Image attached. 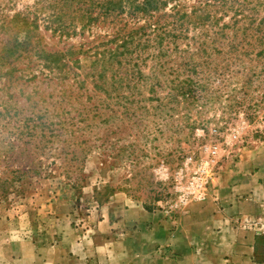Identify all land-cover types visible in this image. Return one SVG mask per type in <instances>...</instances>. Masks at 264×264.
Segmentation results:
<instances>
[{"label": "rangeland", "instance_id": "374dc122", "mask_svg": "<svg viewBox=\"0 0 264 264\" xmlns=\"http://www.w3.org/2000/svg\"><path fill=\"white\" fill-rule=\"evenodd\" d=\"M163 1L61 37L44 3L0 0V264H264V0ZM176 5L213 18L173 26ZM19 14L38 27L12 50ZM149 19L179 37L129 65L133 95L88 54L39 55Z\"/></svg>", "mask_w": 264, "mask_h": 264}, {"label": "trees", "instance_id": "16d2710c", "mask_svg": "<svg viewBox=\"0 0 264 264\" xmlns=\"http://www.w3.org/2000/svg\"><path fill=\"white\" fill-rule=\"evenodd\" d=\"M215 3H228V0H214ZM236 1V0H234ZM37 3H44L43 7H47L52 9V14L48 17L43 18L46 21V27H52L54 33L59 34L61 37H70L76 35L77 28L81 29V33L83 34L86 29H91L95 22L99 20L106 21L113 16L117 20H122L123 13L126 12L127 15L136 17L139 12H142L144 16L152 17L153 14L151 10H158L161 4H166V1L163 0H38ZM214 5L213 2H206L205 6ZM206 8L202 6L198 8L195 6L192 10L191 14L187 13L182 6L176 5L174 7V13L170 16L173 17L172 25L176 24L182 26L185 21H189L197 26L204 25L206 27L207 21L211 18V14L205 11ZM68 17L66 20L65 17ZM169 17V15H168ZM38 16L36 15L33 19L26 15L21 17L19 14L16 17V20L21 22L22 30L25 32L24 38L22 40H16L14 46L11 47H23L27 49V46L30 45L32 37L30 33H32L33 29L38 27L37 22ZM216 22H218V18H215ZM235 21H238L237 19ZM149 19L148 25H138L132 26L129 25V21L123 24V26H118L116 30H114L113 35L110 32L106 31V34L96 36L92 38V40L86 46V49L81 46V48L75 49L72 46L68 47L66 50H61L59 52L47 53L44 50H41L39 53L40 57L45 58L47 61V67L53 69L61 68L62 66L66 67L73 60V57L77 53H85L88 54V57H93V65L97 64L101 66V70L98 73V78L105 77V71L109 68L113 70V87L117 90L127 88L130 95H133L131 92L132 88H135V83L133 87L131 83H133L134 79H136L140 71L136 70V68H130L129 65L133 63V66L139 65V62L135 63V60L138 61L142 58V53L147 48H152L153 45H162L164 40L168 37L172 39H177L179 35H176V30L179 27H173L168 29L167 26L164 27L165 24H158L153 28V23ZM157 23H159L156 20ZM206 22V23H205ZM137 25V24H136ZM32 28L30 29V27ZM230 24L224 25V27H229ZM151 28V31L147 29ZM259 30H256V34ZM225 35H228L224 28H220L219 31H213L211 36H214V40L218 41L220 38H224ZM249 34L246 33V36ZM220 37V38H219ZM228 37V36H226ZM258 39V38H257ZM115 43V47L109 46L111 43ZM242 42V41H240ZM233 45V44H232ZM231 45V46H232ZM100 47H103L100 49ZM237 49L236 45L232 46ZM8 52H11V50ZM156 57L164 56L165 53H162V50L157 52ZM263 53V52H261ZM93 55V56H91ZM152 57V56H151ZM155 57V56H153ZM73 64H77L79 59L76 61H72ZM117 66V67H115ZM115 67V68H114ZM122 69H125L122 71ZM97 75V74H96ZM139 78V77H138ZM104 85V82L98 81L95 84V87H100V85ZM132 87V88H131ZM120 88V89H119ZM181 93L184 94V97L188 99V97H195V89L191 86H180ZM125 90V89H124ZM124 92H118L116 97H121L124 99H129L130 95H123ZM256 254L257 246H256Z\"/></svg>", "mask_w": 264, "mask_h": 264}, {"label": "crops", "instance_id": "0c3cea01", "mask_svg": "<svg viewBox=\"0 0 264 264\" xmlns=\"http://www.w3.org/2000/svg\"><path fill=\"white\" fill-rule=\"evenodd\" d=\"M145 217L153 218V214H150V212H148V213L145 214Z\"/></svg>", "mask_w": 264, "mask_h": 264}]
</instances>
